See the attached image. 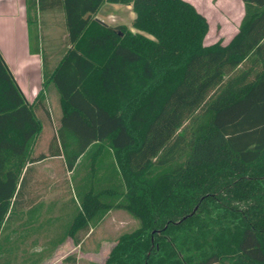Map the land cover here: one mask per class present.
I'll list each match as a JSON object with an SVG mask.
<instances>
[{
  "label": "trees",
  "instance_id": "16d2710c",
  "mask_svg": "<svg viewBox=\"0 0 264 264\" xmlns=\"http://www.w3.org/2000/svg\"><path fill=\"white\" fill-rule=\"evenodd\" d=\"M105 1L132 3L135 29L96 19ZM244 1L234 38L206 45L189 0H27L32 37L61 7L67 39L54 63L41 49L31 102L0 53V227L27 163L61 154L86 169L73 180L76 243L111 208L140 221L103 264H264V0ZM54 88L58 125L33 156Z\"/></svg>",
  "mask_w": 264,
  "mask_h": 264
},
{
  "label": "crops",
  "instance_id": "0c3cea01",
  "mask_svg": "<svg viewBox=\"0 0 264 264\" xmlns=\"http://www.w3.org/2000/svg\"><path fill=\"white\" fill-rule=\"evenodd\" d=\"M189 1L192 2L209 21V29L204 38V43L206 45L218 41L226 45L239 32L241 22L246 13L244 0ZM27 14V0H0V53L13 73L26 99L31 102L41 87L38 85V81L41 80L42 83L43 63L40 50L45 48L48 43V48L51 49V51L61 46L64 47V38L67 39V32L64 24V12L61 7L47 9L40 13V22H38L37 25V37H32L30 34L31 29ZM56 14H58L61 19L59 22L54 20ZM93 16L106 24L115 25L124 23L133 30L135 29L132 26V20L135 17L132 3L105 1ZM57 27L59 33L55 36L54 32ZM57 43H59L60 46H58ZM32 48L34 49L32 50ZM48 101L49 95H47L45 100L48 114L42 108H40L41 114H39V109H37V115L42 120V130L46 124L54 123L52 113L48 107ZM42 113L44 118L42 117ZM60 115L61 111L60 114L55 117V129L58 125ZM41 133L42 132L38 134L36 140L40 138ZM53 134L54 132H51L48 137L46 150H38L34 153L33 150L35 145H33V156L41 152L47 153L48 144ZM43 141H45V138ZM48 162L50 164L51 162L57 163L59 168L58 172L53 166H48ZM83 165L87 166V161ZM83 171H86V169L82 168L81 172L75 174L74 171L67 170L61 154L48 155L42 159L27 163L21 194L11 207L13 215L9 216L8 214L9 224L11 225L10 228L11 230H16L13 226L20 225V219L16 214L20 212V210L23 211L22 241L25 242V244L15 246L14 243V250H12L13 252L11 254L13 257L24 255L25 249L29 250V252L34 251L35 254L42 251L46 246L43 241H46L48 238L47 232L50 230L48 227L49 225H62L57 232V239H60L61 236L67 232V226L70 224L73 214L75 213L74 210L79 207L75 197L73 180L78 179L81 173L83 175ZM63 173L68 177L66 186H63ZM48 177L53 182L51 185L46 184V179ZM48 189L53 190L54 193V198L51 200L52 204H48L50 202H47L48 199L46 194ZM89 232H91V229L86 232V235L89 234ZM67 236L68 234L63 240H65ZM31 242H36L37 245L35 243L31 245Z\"/></svg>",
  "mask_w": 264,
  "mask_h": 264
},
{
  "label": "rangeland",
  "instance_id": "374dc122",
  "mask_svg": "<svg viewBox=\"0 0 264 264\" xmlns=\"http://www.w3.org/2000/svg\"><path fill=\"white\" fill-rule=\"evenodd\" d=\"M54 20L56 22L61 20L58 14H56ZM58 33L59 29L57 27L54 35L57 36ZM64 41L66 42L65 38ZM57 44L60 46L59 43ZM48 47L49 43L44 49L47 51L48 55L51 56L49 61L54 63V61H56V59L61 54L64 47L61 46L52 51ZM48 66H52V64H48ZM38 85L41 86V80L38 81ZM48 95L49 101L47 103L52 113L53 122L55 123V117L58 116L61 111L56 89L54 88L49 92ZM39 114H41L40 108ZM42 117L44 118L43 113ZM54 123L46 124V126L43 128L40 138L34 142V153L38 150H46L48 137L50 136L51 132L55 133L56 130ZM44 138L45 141H43ZM112 157V153H109L107 159H112ZM50 165L56 168L58 172L59 168L57 163L51 162L50 164L48 162V166ZM62 175L64 180L63 186H66L68 177H66L67 175L65 173ZM52 183V180L48 177L46 179V184L51 185ZM53 194V190L48 189L46 194L48 199L47 202H50L48 204H52L51 200L54 198ZM8 214L9 216H12L13 210L11 209ZM16 215H18L20 219V225L13 226L16 230H11L9 216L6 217L0 227V264H103L106 256L108 255L113 244L117 241L119 235L140 225V221L132 216V214H130L126 209L122 207L111 208L102 214L98 220H95V218L92 219L86 228L80 229L75 233L74 236L79 239L78 243L74 241L73 236L70 234H68L67 238L63 240L66 237L67 232L62 235L60 239H57V232L62 227V225L53 224L48 226L50 230L47 232V240L43 241L45 242L46 246L42 251L35 254L34 251L29 252V250L25 249L24 255L13 257L11 254L13 252L12 250H14V243L15 246L19 244H25V242L22 241L23 211L20 210V212H17ZM90 229L91 232L86 235V232ZM34 243L37 245L36 242H31V245H34Z\"/></svg>",
  "mask_w": 264,
  "mask_h": 264
}]
</instances>
